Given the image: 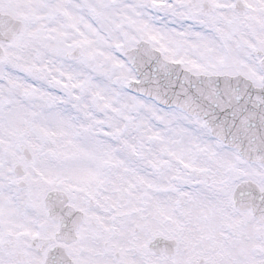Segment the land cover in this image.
<instances>
[{
	"label": "snow or ice",
	"instance_id": "snow-or-ice-1",
	"mask_svg": "<svg viewBox=\"0 0 264 264\" xmlns=\"http://www.w3.org/2000/svg\"><path fill=\"white\" fill-rule=\"evenodd\" d=\"M0 264H264V0H0Z\"/></svg>",
	"mask_w": 264,
	"mask_h": 264
}]
</instances>
